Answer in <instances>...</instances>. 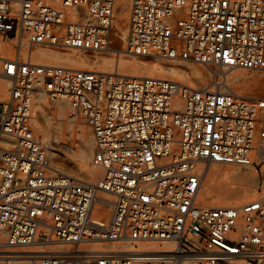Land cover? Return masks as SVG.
<instances>
[{
    "label": "built area",
    "instance_id": "2783aa9c",
    "mask_svg": "<svg viewBox=\"0 0 264 264\" xmlns=\"http://www.w3.org/2000/svg\"><path fill=\"white\" fill-rule=\"evenodd\" d=\"M116 2L0 0V77L12 82L0 102V264H264V198L198 203L203 165L255 166L264 98L21 59L25 39L29 48L110 51ZM74 8L87 19L64 25ZM3 39L15 58L3 57ZM173 46L206 66L264 70V0H132L121 54ZM39 78L52 100L85 117L98 183L53 168L33 125ZM99 192L114 198L109 218L99 216ZM59 245L69 249L46 250Z\"/></svg>",
    "mask_w": 264,
    "mask_h": 264
},
{
    "label": "bare ground",
    "instance_id": "6f19581e",
    "mask_svg": "<svg viewBox=\"0 0 264 264\" xmlns=\"http://www.w3.org/2000/svg\"><path fill=\"white\" fill-rule=\"evenodd\" d=\"M49 1L57 2L60 0ZM117 1L114 9L115 20L113 12L115 26L113 44L111 45L110 51L97 52L79 48L59 51L56 50L58 47L55 46L42 47L45 45H34L29 49L28 41L25 39L22 41L21 45H19V47H21V54H23V56L28 55L34 60L32 63L42 66H56L72 70H90L106 73H113L112 70L116 67V74L124 77L166 79L178 82L184 86L208 91L217 89L223 92L224 89L230 88L231 90L229 92L235 93L238 89L240 92H245V96L249 99L260 98L257 94L264 91V81H257L245 87L241 86L249 75L244 71H239V68L229 72L222 70L220 71L222 73L221 79L219 81H211L207 77L205 69L177 59L174 51L170 52L168 50L166 54L159 55L138 56L144 57V59H129L121 57L120 55V58L115 61V59L109 57L110 53L114 55L121 53L128 34L132 0ZM183 11L184 10L180 11L179 14ZM80 14H83L85 17L83 21L85 22L88 16L86 10L80 12L78 9L74 8L71 9L70 12H67V16L72 19L68 24L80 21ZM12 41L10 39H3L1 42V50L3 55H5L3 57L8 59H12L14 54L16 56L14 45L11 43ZM174 47L176 46L172 48ZM214 72L217 75L219 71L215 70ZM179 74L189 75L191 81H193L198 88L191 84L184 83L181 79L169 77ZM11 83L12 82L6 78L0 80V100L5 98L9 99L12 87ZM45 93L46 92L41 86V78H39L34 90L36 96L33 101V105L35 106L33 117L36 131L40 136L38 140L48 152L53 168L77 180L84 181L87 184L98 183L103 175V169H99L93 164L92 151L94 153L95 140L90 127L85 124L82 118L83 114L78 111L79 115L75 111V107L68 100L59 99L56 102H50ZM177 107L181 108L182 105H177ZM74 128L79 129L85 143L84 148L75 154L72 152L71 144L66 138L68 130ZM255 153L254 159L257 158L264 161V147L258 148ZM230 166L232 165L219 163H211L202 166V169H204V176L198 197L199 204L210 207H238L257 199V189L253 184H250L251 182L247 181L249 175L243 170L244 167ZM252 174L255 176V172ZM229 182L239 183V186L235 187L233 185L227 187ZM98 196V202L100 204L98 209L99 216L101 218H109L112 212L111 206L114 198L103 192H99ZM114 244L116 243L111 244L113 250H123ZM56 249L68 250L69 248L68 246L59 245L47 248L46 250Z\"/></svg>",
    "mask_w": 264,
    "mask_h": 264
},
{
    "label": "rangeland",
    "instance_id": "374dc122",
    "mask_svg": "<svg viewBox=\"0 0 264 264\" xmlns=\"http://www.w3.org/2000/svg\"><path fill=\"white\" fill-rule=\"evenodd\" d=\"M61 1L62 0L57 1V2L56 1L55 2H51V3L52 4H55V5H60L61 4ZM114 20H115V11H114ZM71 21H72V19L68 17L67 20H66V24L65 25H68V23H70ZM114 24H115V22H114ZM112 44H113V42H112ZM42 47H47V46H42ZM70 49L71 48L58 47L56 50L62 51V50H70ZM169 51L170 52H173L174 51L175 54H176V56H177V59H179L181 61H184V62L192 63L194 65H197L198 67H201V68L205 69L206 75H207V77L211 81H214V80L215 81L216 80L219 81L221 79V75H222V73L220 71H222V70L225 71V72H229V71L236 70V69H233V68H225V69H222V68H217V67H214V66H206L204 64H200V63L192 62V61H189V60L181 59L179 57V55H180L179 54V48H176V47L172 48ZM2 55H3V52H2ZM120 55H121V57H126V58H129V59H136V58L137 59H142V58L144 59V57H138V56H132V55H124V54H121V53H119V54L117 53V55H114L113 53L112 54L110 53L109 57H111V58L115 59V61H117L120 58ZM3 56H5V55H3ZM13 58H15V54L12 56V59ZM21 59L23 61H26L28 59H30L31 62L34 61L28 55L27 56H23V54H21ZM82 67H84V66H82ZM215 70L219 71L217 75L214 72ZM239 71H244V72H246L249 75V77L247 78V80L245 82H243L242 83L243 85L241 84V86H244L245 87L246 85H252V84L256 83L257 81H264V70H246V69H239ZM112 72L113 73H116L117 72V68L114 67L113 70H112ZM169 77L181 79V80L184 81V83H186V84L188 83V84H191V85L197 87L193 83V81H191L189 75L179 74V75H171ZM1 79H4V78H1L0 77V80ZM42 83H43V80L41 79V86H42ZM230 90H231L230 88H227V89H224L223 92H228ZM10 93H11V91H10ZM235 93L237 95L241 96V97L248 98V97L245 96L246 95L245 92H240V91H238V89L235 91ZM45 95L47 96V98L49 99L50 102L53 103V102H56L57 101V100H52L48 94L45 93ZM35 96H36V94H34V96H33V101L35 99ZM257 96L264 98V91L258 93ZM9 97H10V95H9ZM7 100H8V98L7 99L5 98V99L0 100V101L1 102H5ZM33 104H34V102H33ZM34 111H35V106L33 105V116H34ZM75 111L79 114L78 110L75 109ZM82 118H83L85 124H87L86 123V120H85V117L83 115H82ZM33 125H34V129H35V135H36L37 138L40 139V136L38 135V133L36 131L34 117H33ZM66 138L70 142L71 147H72V152L74 154L76 152L82 150L84 148V146H85V143H84L82 134L80 133L79 129L74 128V129L68 130V132L66 134ZM92 155H93V151H92ZM255 155H256V153L254 154V157H255ZM254 161H255V166L254 167H251L249 169L243 168V170L249 175V178L247 179V181L248 182H251L250 184H253L255 186V188L257 189V195H258L257 199H258V198H263L264 197V161H261V160H259L257 158H255ZM95 167H97V166H95ZM230 167H237V166H230ZM97 168H99V167H97ZM99 169H101V168H99ZM253 172H255V176H254V174H252ZM233 185L235 187H237V186H239V183L229 182V184H227V187H230V186H233ZM257 199H254V200H257ZM114 245L119 246V244H117V243L114 244Z\"/></svg>",
    "mask_w": 264,
    "mask_h": 264
}]
</instances>
